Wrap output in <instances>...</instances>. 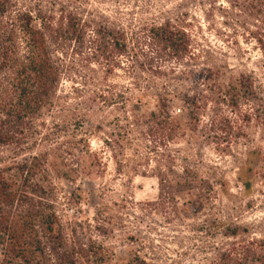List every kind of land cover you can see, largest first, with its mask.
Returning a JSON list of instances; mask_svg holds the SVG:
<instances>
[{"label": "trees", "instance_id": "1", "mask_svg": "<svg viewBox=\"0 0 264 264\" xmlns=\"http://www.w3.org/2000/svg\"><path fill=\"white\" fill-rule=\"evenodd\" d=\"M91 1L0 0V264H108L114 257L98 239L114 229L105 209L91 221L62 217L51 181L52 174L60 176V157L50 143L66 128L57 123L62 114L70 112L57 106L60 87L73 82L77 64L87 72L83 79L91 103L101 109L121 106L116 131L103 145L120 153L132 150L144 163L137 166H145L134 167L133 175L157 182L156 200L146 207L178 221V195H194L203 205H211L216 195L194 160L170 146L190 134L206 143L231 144L242 128L228 113L264 126L252 77L204 62L206 52L196 51L185 15L155 4L151 20L134 23L119 12L111 16L92 8ZM223 2V26L264 57V0ZM117 74L125 82L119 90L109 82ZM174 101L186 106L188 126L170 114ZM130 105L134 113L128 112ZM262 133L264 141V128ZM255 151L248 155L258 156L262 172L257 175L264 178V152ZM177 168L179 175L173 176ZM13 171L17 180L8 181L5 175ZM77 173L85 170L79 167ZM238 179L249 192L252 183L241 169ZM242 232L236 226L225 229L221 237L232 242L213 249L209 264H264V242L241 238ZM127 264L147 263L133 254Z\"/></svg>", "mask_w": 264, "mask_h": 264}, {"label": "rangeland", "instance_id": "2", "mask_svg": "<svg viewBox=\"0 0 264 264\" xmlns=\"http://www.w3.org/2000/svg\"><path fill=\"white\" fill-rule=\"evenodd\" d=\"M118 1L120 6L111 0L103 5L92 0L90 5L111 16L114 11L119 12L134 23L151 20L156 14L155 4L162 5L165 11L185 15L190 35L197 45L196 51L206 52L204 62L227 67L234 75L251 76L262 101L260 112L264 113V57L254 44L247 48L223 26L219 11L226 7L223 0ZM82 65L74 67L73 82L64 81L60 87L57 106L70 112L62 114L64 118L57 123H65L66 128L55 132L50 143V149H57L60 157L57 162L60 176L52 174L51 181L62 217L71 221H91L99 208L105 209V217L114 223V229L98 239L114 255L108 264H127L128 257L133 254L147 264H209L213 249L232 242L220 235L232 226L244 231L241 238L264 242V178L257 175L262 172V163L258 156L248 155L259 149L264 152V126L254 121L243 123L237 112L228 113V118L237 123L236 127L242 128L237 131L240 138L231 144L206 143L199 134H190L189 138L170 146V150L194 160L201 176L213 182L216 195L211 205L199 203L194 195H178V221L165 211L146 207L156 200L157 182L153 178L133 175V168L144 163L138 162L132 150L120 153L103 145V141L116 131L114 125L121 120V106L101 109L100 104L91 103L90 91L83 79L87 72ZM109 82L118 86L116 90L125 83L122 74L110 77ZM147 108L153 110L152 105ZM127 110L134 113L136 108L130 105ZM169 110L181 124L188 126L186 106L174 101ZM242 111L247 110L243 107ZM51 123L49 120L48 128ZM148 165L153 167L152 162ZM79 167L85 170L84 174L77 173ZM144 167L137 169L143 171ZM240 169L252 183L247 193L238 179ZM176 175H179L178 168L173 171V176ZM5 178L17 180L14 171L7 173ZM140 208L146 211L140 212Z\"/></svg>", "mask_w": 264, "mask_h": 264}]
</instances>
